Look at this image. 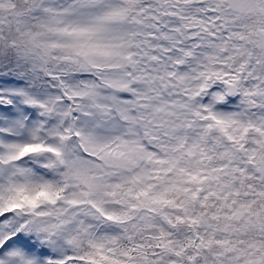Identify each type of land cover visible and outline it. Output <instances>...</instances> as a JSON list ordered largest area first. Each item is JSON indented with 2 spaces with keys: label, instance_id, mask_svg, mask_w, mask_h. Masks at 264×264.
Instances as JSON below:
<instances>
[{
  "label": "snow or ice",
  "instance_id": "obj_1",
  "mask_svg": "<svg viewBox=\"0 0 264 264\" xmlns=\"http://www.w3.org/2000/svg\"><path fill=\"white\" fill-rule=\"evenodd\" d=\"M0 264H264V0H0Z\"/></svg>",
  "mask_w": 264,
  "mask_h": 264
}]
</instances>
